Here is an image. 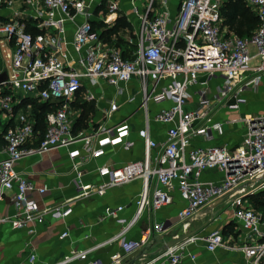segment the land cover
I'll use <instances>...</instances> for the list:
<instances>
[{
	"label": "built area",
	"instance_id": "obj_1",
	"mask_svg": "<svg viewBox=\"0 0 264 264\" xmlns=\"http://www.w3.org/2000/svg\"><path fill=\"white\" fill-rule=\"evenodd\" d=\"M17 1L11 17L0 21V59L7 74L0 83V114L10 122L0 131V201L10 191L16 210L13 217L0 215V223L21 228L33 221L44 223L46 214L61 219L71 214L72 199L40 208L32 194L44 193L46 186L37 187L15 170V164L27 155L62 147L75 161L76 198L92 192L103 195L110 187L136 179L142 181V189L133 200L129 218L121 216L125 211L121 205L106 207L96 218L98 224L116 221L119 229L113 236L71 250L50 264L86 261L90 253L116 240L123 254L112 264H125L126 257L141 248L150 233L176 230L172 238L186 234L193 221L213 214L221 203L213 204L220 198L231 212L233 228L228 234L217 224L143 264H178L185 256L194 260L195 254L187 253V246L198 243L208 252L239 253L243 264H264V209H256L250 200L264 192V112L240 113L247 103L244 95L256 92L264 80V0H243L258 19V26L248 36H238L223 24L224 0H179L175 12L171 0H144L141 7L136 5L138 0H129L140 25L128 56L114 42H104L88 19L76 27L69 41L65 39V22L78 14L89 16L85 0ZM2 3L11 6L14 0ZM108 9L113 12L119 6L111 1ZM135 79L140 106L146 113L145 127L139 132L144 142L142 159L118 167L101 166L97 172L105 180L81 184L80 167L85 161L103 155L106 146L129 149L133 141L128 139L125 122L91 134L74 133L71 101L85 86L84 81L93 86L105 82L116 90L105 109L111 115L119 109L117 97L123 86ZM93 97L90 93L86 99ZM31 100L56 106L44 114L43 131L36 128ZM149 102H170L153 117L167 127L162 142L149 134ZM218 106L239 113L219 120L213 115ZM236 126L240 127L237 131ZM229 131L240 132L235 147L228 145ZM74 144L81 146L70 148ZM211 176L216 178L205 179ZM175 192L183 204L174 222L169 226L154 223L139 240L126 237L145 212L174 203ZM211 219L219 222L221 216ZM183 226L186 230L181 233ZM67 234L64 231L61 236ZM35 258L32 248L29 261Z\"/></svg>",
	"mask_w": 264,
	"mask_h": 264
},
{
	"label": "crops",
	"instance_id": "obj_2",
	"mask_svg": "<svg viewBox=\"0 0 264 264\" xmlns=\"http://www.w3.org/2000/svg\"><path fill=\"white\" fill-rule=\"evenodd\" d=\"M3 1L5 0H0V21L9 19L14 8L18 6L17 0H14L11 6L2 3ZM111 1L116 2L119 9L113 12L109 11L108 5ZM143 1L138 0L136 5L141 7ZM178 1L171 0L170 2L173 12L177 10ZM85 2L89 16L78 14L73 20L65 22V39L69 41L73 37L76 27L85 19H88L94 28L99 31L101 39L104 42L107 44L114 42L122 54L128 56L134 48L133 40L140 25L138 14L133 11L129 0H85ZM141 11L139 9V13ZM22 16L25 15L22 14ZM118 17L125 20L128 26L119 28L115 33L107 34ZM33 23L34 21H31L29 24L33 27ZM30 30L33 29L30 27ZM70 53L72 57L75 56L72 48H70ZM3 72L6 71L3 62H1L0 75ZM83 84L85 86L75 94L74 99L71 101L72 109L81 110L76 116L72 115L75 122L74 131L78 123L82 120L83 112H85L82 109L83 103L81 102L89 103L88 101H93L91 109L97 112L94 123L100 124L101 127H109L120 122H125L129 127L128 139L133 141V146L129 149H125L120 145L106 146L103 155L85 161L82 166L80 164L81 176L79 179L81 184L96 185L107 178L98 174L97 168L101 166L118 167L131 161L142 159L144 142L139 132L145 127L146 113L140 106L141 98L138 94V82L136 79L123 86V93L117 97L119 109L111 115H106L105 109L109 101L115 97V88L105 82L98 83V86L90 85L85 81ZM157 88L158 86L155 88L156 91ZM263 89L264 80L258 90L254 92L253 97L261 94ZM90 93L94 97L88 100L86 96ZM131 97L134 99L130 102L129 99ZM169 105L170 102H164L162 104L148 103L149 134L158 142H162L165 139L167 127L164 124L156 122L153 117L160 108L168 107ZM246 105H249L248 101ZM89 109L90 107L85 108L86 111ZM138 112L142 113L141 118L137 116ZM237 113L239 112H228L218 106L213 115L216 119L221 120L225 117L236 115ZM9 123V120L0 114V131ZM236 134L235 131H229L227 142L231 147H235L241 140V135L235 139L234 135ZM196 143L206 145L203 142ZM2 144L3 139L0 134V147ZM79 146L81 144H74L70 148ZM74 163L75 161H72L69 157L68 149L61 147L44 153L27 155L15 164L16 172L22 177L31 180L37 187L46 186L44 193L34 192L32 194L40 208L53 206L64 200L72 199L69 203L72 207V212L63 219L54 218L46 214L44 223L39 224L33 221L21 228H13L8 222L0 223V264H50L71 250L84 249L90 244L113 236L118 231L119 227L115 220H107L100 224L96 222V218L106 207L124 206L125 211L121 216L125 218L131 216L134 210L133 200L142 189V181L140 179L120 186L110 187L103 195L92 192L87 196H79L76 198L78 194L76 181L78 182V180L76 179V172L73 168ZM173 196L174 203L160 210L145 212L140 220L128 231L126 237L128 239L139 240L145 235V231L154 223L164 222L169 226L174 222L183 201L177 192ZM15 212L16 210L11 200V192L7 191L4 193L3 200L0 201V215L13 217ZM169 212H172L171 215L168 214ZM155 215H159V218H155ZM220 222L221 220L214 222V226L217 224L219 226ZM227 224L228 222H224L222 227ZM183 228L184 226L181 229V233L184 232ZM195 229H199L195 233L197 235L208 231L203 226H198ZM64 231H67L68 234L61 236ZM164 239V233H150L145 244L126 257V263L136 257H138V260L135 264H143L155 258L163 250V246L167 241V239ZM158 244H162V246L154 250L153 248ZM32 248L34 249L36 258L33 262H30L29 255L32 252ZM155 251L156 253H153ZM142 253L146 254L143 258L141 257ZM187 253L195 254V259L191 260L185 256L178 264H243L244 262L239 253L225 251L223 249L208 252L201 243L188 245ZM121 254H123V250L119 241L116 240L90 253L86 261H74L71 264H85L88 261L94 260H98L102 264H112L113 259ZM235 255L239 257L238 261L235 260ZM147 257H149V260L146 261ZM156 261L158 262L159 260L156 259Z\"/></svg>",
	"mask_w": 264,
	"mask_h": 264
},
{
	"label": "trees",
	"instance_id": "obj_3",
	"mask_svg": "<svg viewBox=\"0 0 264 264\" xmlns=\"http://www.w3.org/2000/svg\"><path fill=\"white\" fill-rule=\"evenodd\" d=\"M221 17L223 24L228 27L229 31L238 36H248L258 26L257 17L249 10L243 0H224L221 7ZM126 26H128V23L118 17L107 34L115 33L119 28ZM27 29L30 30V27L27 26ZM31 103L33 104V113L37 120L36 128L43 131L44 114L56 106L39 103L35 100H31ZM85 108H87L86 102L82 104L83 111H86ZM78 125H80V123H78ZM250 200L256 209H264V192L251 196ZM230 228L231 223H228L224 226L223 232L228 234V232L232 230V228Z\"/></svg>",
	"mask_w": 264,
	"mask_h": 264
},
{
	"label": "rangeland",
	"instance_id": "obj_4",
	"mask_svg": "<svg viewBox=\"0 0 264 264\" xmlns=\"http://www.w3.org/2000/svg\"><path fill=\"white\" fill-rule=\"evenodd\" d=\"M1 62L2 61L0 59V63ZM254 92L255 91H251V92H248L244 95V98L249 102V105H246L247 104L246 103L242 106V110H240L241 114L250 113L251 115H254V114L264 112V89L261 91V94H258L257 96L253 97ZM86 101H88V100H86ZM88 102L89 103H87V108L90 107V109L88 111L83 112V116H82V120L80 122V125H77L74 133L91 134V133L96 132L98 129L101 128L100 124L94 123V120L97 117V112L93 111L94 109H91V105L93 106V101H88ZM81 103H84V101H82ZM79 111H81V110H76V109L74 110L73 109L72 115L76 116L77 114H79ZM137 116L141 118L142 113L138 112ZM239 128H240L239 126L234 127V129L236 131ZM237 134L234 135L235 139L239 137L240 132H238ZM210 178L215 179L216 177L211 176V177H208L205 179H210ZM226 206H227V204H225V202H221V204L216 206L212 215H209V216H206L204 218H200V219H197L196 221H193L191 223L190 230H194L198 226H203L204 228H206V230H209L210 228H212L215 225L214 221L211 218L214 216H217V215L221 216V222L219 223V226H222L224 224V222H230L231 223V212L228 211ZM171 213L172 212H169L168 214L171 215ZM155 218H159V215L158 216L155 215ZM231 228H233V223H231ZM185 230H186V226H184V228H183L184 232H185ZM175 231L176 230H168V231L164 232V236H165L164 240L172 239V236H173V234H175ZM202 234H203V232L201 234H198V235L200 236ZM159 244L156 245L153 249L156 250L157 248L162 246V244L161 245H159ZM153 253H156V251ZM235 257H236L235 260L238 261L239 257L236 255H235ZM147 260H149V257L146 258V261Z\"/></svg>",
	"mask_w": 264,
	"mask_h": 264
},
{
	"label": "water",
	"instance_id": "obj_5",
	"mask_svg": "<svg viewBox=\"0 0 264 264\" xmlns=\"http://www.w3.org/2000/svg\"><path fill=\"white\" fill-rule=\"evenodd\" d=\"M7 79V74L6 72H3L1 75H0V83L5 81ZM224 198H220L219 200H217L213 206H216L218 205L219 203H221V201L223 200ZM199 229H194V230H190L189 232H187L186 234H182L176 238H172L170 240H167L163 246V250L167 249L168 247H171V246H174L180 242H182L184 239L188 238L189 236L195 234L196 232H198ZM138 260V257L130 260L129 262H127L126 264H135V262Z\"/></svg>",
	"mask_w": 264,
	"mask_h": 264
}]
</instances>
